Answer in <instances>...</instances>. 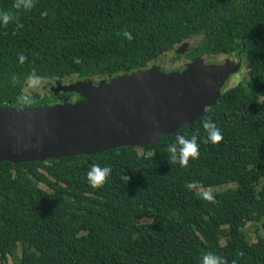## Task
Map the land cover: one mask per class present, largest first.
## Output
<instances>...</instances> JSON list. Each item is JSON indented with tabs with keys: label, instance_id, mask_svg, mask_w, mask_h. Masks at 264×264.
<instances>
[{
	"label": "trees",
	"instance_id": "16d2710c",
	"mask_svg": "<svg viewBox=\"0 0 264 264\" xmlns=\"http://www.w3.org/2000/svg\"><path fill=\"white\" fill-rule=\"evenodd\" d=\"M15 3L0 0V12L14 17L0 24L3 107L83 98L29 94L35 78L98 85L170 53L185 66L235 61L243 38L245 49L217 103L150 145L0 161V261L21 246L18 264H201L209 252L225 264H264V0H34L29 10ZM205 120L221 141L207 142ZM178 135L198 137L199 156L186 166L169 162ZM92 165L111 169L102 187L87 180ZM231 183L237 187L212 200L199 191ZM250 222L261 226L256 241L245 230Z\"/></svg>",
	"mask_w": 264,
	"mask_h": 264
},
{
	"label": "water",
	"instance_id": "95a60500",
	"mask_svg": "<svg viewBox=\"0 0 264 264\" xmlns=\"http://www.w3.org/2000/svg\"><path fill=\"white\" fill-rule=\"evenodd\" d=\"M244 40L235 61L196 62L170 72L154 65L98 85L76 81L51 89L81 93L75 102L0 106V161H45L150 145L217 103L231 76L243 67ZM188 46L184 43L177 52Z\"/></svg>",
	"mask_w": 264,
	"mask_h": 264
},
{
	"label": "clouds",
	"instance_id": "9594fccd",
	"mask_svg": "<svg viewBox=\"0 0 264 264\" xmlns=\"http://www.w3.org/2000/svg\"><path fill=\"white\" fill-rule=\"evenodd\" d=\"M33 6L34 0H16L14 5L17 9L23 8L25 10H29ZM13 19L14 17L9 12H0V24L7 25ZM125 35L127 36L128 34L125 33ZM128 38L130 39L131 37ZM21 59H23V57H21ZM202 128L207 133V142L215 144L222 140L223 133L211 120L202 121ZM168 153L170 163H179L180 166H186L189 159H196L199 156L197 135H191L190 137L184 135L176 136L175 140L168 146ZM110 173V167L92 165L86 175L89 184L94 188H98L103 186ZM193 186V183L187 185L188 188H192ZM205 198L208 200L213 199L210 195H207ZM201 264H225V261L214 253L209 252L202 257Z\"/></svg>",
	"mask_w": 264,
	"mask_h": 264
},
{
	"label": "rangeland",
	"instance_id": "374dc122",
	"mask_svg": "<svg viewBox=\"0 0 264 264\" xmlns=\"http://www.w3.org/2000/svg\"><path fill=\"white\" fill-rule=\"evenodd\" d=\"M174 57L173 53L171 54H167L165 57ZM163 59L160 58V62H154L155 65H159ZM165 65H167V62L164 63ZM66 82H69V79H67ZM234 83L233 81H230L229 85L232 86ZM58 84H66L65 82L63 83L60 80H46V79H31L29 80V82L26 84L25 86V91L28 92L29 94H33L34 92H38V93H44L46 91H49V89L51 90L53 87H57ZM229 86V87H230ZM21 177L23 178V173H20ZM237 184L235 183H231V184H224L221 186H216V187H212V188H207V189H200L199 191H201L202 193H204L206 196L210 195L212 196L213 194L220 192V191H225L227 189L230 188H236ZM260 223H248L247 227L245 228L249 238L253 241L257 240V229H260ZM259 232V231H258ZM20 256H21V246H18V248L16 249V252L14 255L9 256L8 261L7 262H3L0 261V264H18L19 260H20Z\"/></svg>",
	"mask_w": 264,
	"mask_h": 264
},
{
	"label": "flooded vegetation",
	"instance_id": "af4514ba",
	"mask_svg": "<svg viewBox=\"0 0 264 264\" xmlns=\"http://www.w3.org/2000/svg\"><path fill=\"white\" fill-rule=\"evenodd\" d=\"M162 59H163L162 61H164V62H161L159 64V66H160L161 70H164V72L179 70L185 64V60L181 59V58L175 59V57H171V56L168 57L167 56V57L162 58ZM165 62H167V65L164 64Z\"/></svg>",
	"mask_w": 264,
	"mask_h": 264
}]
</instances>
